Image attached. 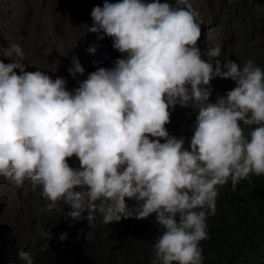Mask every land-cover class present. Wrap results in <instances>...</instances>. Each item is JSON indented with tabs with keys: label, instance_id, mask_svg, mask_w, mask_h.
Here are the masks:
<instances>
[{
	"label": "clouds",
	"instance_id": "obj_1",
	"mask_svg": "<svg viewBox=\"0 0 264 264\" xmlns=\"http://www.w3.org/2000/svg\"><path fill=\"white\" fill-rule=\"evenodd\" d=\"M48 2L37 1L43 13ZM89 15L87 31L97 35L47 55L52 68L54 55L64 58L65 73L25 71L21 45L0 46L10 58L0 60V177L36 204L22 184L39 186L60 219L64 204L65 218H86L91 264L96 210L105 224L154 214L150 264H203L217 186L264 174V63L254 55L264 46V6L250 11L251 30L240 24L243 7L211 0H103ZM73 155L77 167L66 159ZM35 243L40 252L47 243L55 260L49 238ZM16 249V264H33L18 239Z\"/></svg>",
	"mask_w": 264,
	"mask_h": 264
},
{
	"label": "trees",
	"instance_id": "obj_2",
	"mask_svg": "<svg viewBox=\"0 0 264 264\" xmlns=\"http://www.w3.org/2000/svg\"><path fill=\"white\" fill-rule=\"evenodd\" d=\"M211 1L222 8L231 5L243 7V22L240 24L248 30L256 26V15L251 16L250 11L254 13L257 7L264 6V0H235L234 4L232 0ZM67 4L74 5L69 0L48 2V6H52L50 17L54 20H60L63 16L69 17V13L63 8ZM38 12L40 16L44 15L41 10ZM50 27L54 37L60 39L54 51L71 44L72 40L65 35L61 24L52 21ZM49 28L44 36H40L34 29L32 38L25 45H21L25 56L28 55L26 60L32 63L31 60L36 59L40 63L33 65L45 69H53L48 66L47 55L50 53L43 55ZM17 43L20 44L19 41ZM254 51L258 60L264 63V46L256 44ZM2 58L10 59L4 56ZM66 159L70 166H78V159L74 155ZM7 185L10 183L0 177V196H5L9 191ZM22 186L31 192L35 190L38 198L35 208V214H38L37 228L48 233L59 223V211L57 208L46 207L49 201L41 195L39 186L33 187L29 181H25ZM217 188L215 214L207 217L209 238L200 241L203 264H264V174L250 173L239 180L234 189L230 179ZM125 199L130 206L136 203L134 200ZM102 215L101 211H94L87 235L93 264H150L153 258L152 244L160 235L151 225L154 214L142 219L122 218L119 222L109 224L103 222ZM42 240L47 241V238ZM36 246V251L33 252L36 264H56L47 243L42 252L39 250L41 244L37 243Z\"/></svg>",
	"mask_w": 264,
	"mask_h": 264
},
{
	"label": "rangeland",
	"instance_id": "obj_3",
	"mask_svg": "<svg viewBox=\"0 0 264 264\" xmlns=\"http://www.w3.org/2000/svg\"><path fill=\"white\" fill-rule=\"evenodd\" d=\"M37 1L39 0H0V46L7 47L9 43H17V41H19L20 45H25L32 38L34 29L40 36H44L52 21L61 24L65 30V35L69 40H72L68 46L69 52L74 50L84 39L87 40L86 35L96 34L87 31V27L92 24L89 13L93 6L102 5L103 0H87L82 10L78 9L77 6L67 4L63 8L70 16H63L60 20H54L50 17L51 5L48 6L50 12H45L42 16L37 14L39 10ZM48 1L50 3L52 0ZM110 2H114V0H110ZM46 40L43 55L53 52L58 46L60 39L54 37V33L50 27ZM225 47L227 53L231 55L232 52H236L237 50L236 42L232 40L229 34L225 39ZM26 58H28V55L24 56V60L22 61L26 66L25 71H34L36 66L33 64H39L40 62L32 59V63H30ZM54 59L56 64L53 68H57L59 72L65 73L67 71V68L64 67L65 59L57 55H54ZM0 60L5 63L10 61V59L4 60L1 55ZM14 71H17L19 74L18 69H14ZM32 192L35 193L34 190ZM6 199H9V201H6ZM35 205L36 200L29 192L20 196L19 194H14L12 191H7L5 196H0V225L9 224L12 226L18 239L19 249L31 252L36 251V240L40 239L42 241V238H49V233L42 232L37 228L38 214L29 213L28 210L21 209L24 206ZM18 264H24L23 260L19 259ZM33 264H36L34 257Z\"/></svg>",
	"mask_w": 264,
	"mask_h": 264
},
{
	"label": "water",
	"instance_id": "obj_4",
	"mask_svg": "<svg viewBox=\"0 0 264 264\" xmlns=\"http://www.w3.org/2000/svg\"><path fill=\"white\" fill-rule=\"evenodd\" d=\"M75 2L81 9L85 6L86 0H71ZM69 206L64 204L59 224L50 230L49 247L55 253L57 264H91L89 257L85 255L86 244L85 235L88 229V221L86 218L73 220L71 217L65 218L63 212L69 211ZM88 210L81 214L82 217L87 216ZM84 229L81 240H77L78 230ZM66 233L63 239H60L61 233ZM0 264H16L17 263V239L13 229L4 224L0 226Z\"/></svg>",
	"mask_w": 264,
	"mask_h": 264
}]
</instances>
